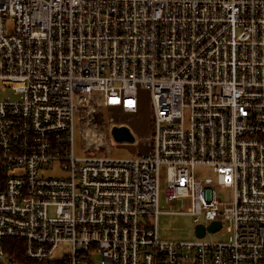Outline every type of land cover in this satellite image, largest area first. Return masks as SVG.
<instances>
[{"label": "built area", "instance_id": "built-area-1", "mask_svg": "<svg viewBox=\"0 0 264 264\" xmlns=\"http://www.w3.org/2000/svg\"><path fill=\"white\" fill-rule=\"evenodd\" d=\"M0 87V264H264V0H0ZM141 90L150 151L115 159ZM162 167L233 242L160 240Z\"/></svg>", "mask_w": 264, "mask_h": 264}, {"label": "rangeland", "instance_id": "rangeland-1", "mask_svg": "<svg viewBox=\"0 0 264 264\" xmlns=\"http://www.w3.org/2000/svg\"><path fill=\"white\" fill-rule=\"evenodd\" d=\"M1 89V87H0ZM6 99L5 94L0 93V100ZM114 122L117 126L126 127L129 129L133 137L136 138L133 142H117L113 137V152L112 156L119 160L134 159L148 151L149 144L144 140L145 137L151 135V101L150 94L147 90H141L139 94V111L138 114L129 116H115ZM81 139L79 132H75V155L76 158H82ZM49 177H62V173L58 167L46 172ZM196 174L201 177L212 176V171L207 168H198ZM168 189V170L166 167L161 168L160 179V215L158 217L159 238L165 242H196L195 233L196 224L194 218L189 215H181L187 213L189 204L187 202H178L169 204L167 202L166 191ZM218 196L222 201L230 200L231 192L229 190L218 191ZM54 211L50 210V217H54ZM234 234L230 225L227 223L223 229L217 233L208 235L204 240L207 243H231L233 242ZM68 246H60L56 252L58 257H63L64 253H68ZM92 264H100L98 255L92 258Z\"/></svg>", "mask_w": 264, "mask_h": 264}, {"label": "water", "instance_id": "water-1", "mask_svg": "<svg viewBox=\"0 0 264 264\" xmlns=\"http://www.w3.org/2000/svg\"><path fill=\"white\" fill-rule=\"evenodd\" d=\"M112 137L117 142H133L134 141L133 135L131 134L129 129H127L126 127H117V126H115L112 129ZM220 228H221V223L220 222L213 223L207 229H205V227L203 225H198V226L195 227L196 237L204 238V236L206 234V231H208L210 233H214V232L218 231Z\"/></svg>", "mask_w": 264, "mask_h": 264}, {"label": "trees", "instance_id": "trees-1", "mask_svg": "<svg viewBox=\"0 0 264 264\" xmlns=\"http://www.w3.org/2000/svg\"><path fill=\"white\" fill-rule=\"evenodd\" d=\"M3 247L5 248L7 253L16 256V260L19 264H46V263H37L29 260L25 256L22 243L18 242L17 240H6L3 242Z\"/></svg>", "mask_w": 264, "mask_h": 264}, {"label": "crops", "instance_id": "crops-1", "mask_svg": "<svg viewBox=\"0 0 264 264\" xmlns=\"http://www.w3.org/2000/svg\"><path fill=\"white\" fill-rule=\"evenodd\" d=\"M148 146H149V145H148ZM149 151H150V147L148 148V151H147V152H149ZM147 152H146V153H147Z\"/></svg>", "mask_w": 264, "mask_h": 264}]
</instances>
